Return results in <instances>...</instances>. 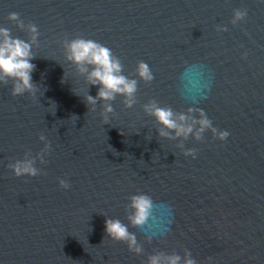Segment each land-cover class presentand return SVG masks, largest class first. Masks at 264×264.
<instances>
[{
    "label": "water",
    "instance_id": "water-1",
    "mask_svg": "<svg viewBox=\"0 0 264 264\" xmlns=\"http://www.w3.org/2000/svg\"><path fill=\"white\" fill-rule=\"evenodd\" d=\"M236 9L248 15L233 25ZM29 23L40 33L36 96L0 83V264H147L185 249L198 264H264V0H0V28L31 42ZM77 37L110 48L138 80L132 108L119 95L87 103L100 86L68 59ZM140 61L150 84L136 75ZM153 99L178 114L203 109L230 135L206 130L198 141L196 124L187 138L166 128L163 137L143 108ZM40 135L51 142L43 158ZM24 158L40 175L15 176L8 165ZM140 193L153 208L134 227L127 205ZM108 218L128 226L142 255L107 236Z\"/></svg>",
    "mask_w": 264,
    "mask_h": 264
},
{
    "label": "clouds",
    "instance_id": "clouds-1",
    "mask_svg": "<svg viewBox=\"0 0 264 264\" xmlns=\"http://www.w3.org/2000/svg\"><path fill=\"white\" fill-rule=\"evenodd\" d=\"M248 12L246 9H236L232 24L247 18ZM9 20L17 24L20 29L25 28L24 21L20 18L19 13H10ZM28 30L31 32V42L20 38H13L10 30L0 28V83L5 85L11 79L13 81V96H22L25 93L32 97L36 96L38 91L37 84L33 81V72L36 70V65L31 61L35 59L32 53V43L37 40L40 35L35 24H27ZM218 31H227V28L218 29ZM68 59L75 63L81 73H88L87 79L92 85H99L97 95L94 97L88 94L85 98L91 106L97 104L99 100L114 101L117 96L124 97V104L127 108H132L136 103V94L138 91V80L130 79L123 74L124 66L121 60L115 56L112 50L101 43L92 39L77 37L70 42H66ZM246 55V54H245ZM89 67L91 71L89 72ZM136 75L145 82L150 84L154 80V75L149 65L144 61H140L136 68ZM144 111L155 118L162 125L160 135L168 137L169 132L164 129L174 130L177 137L184 136L187 138L193 133L194 125L199 124V129L195 132V138L199 141L206 130H211L214 137L220 141H226L230 135L228 131H220L213 127L212 121L208 118L203 109L189 107L187 112L177 111L171 106H160L155 99L143 105ZM114 108L111 103H106L104 107L103 121L109 123V113H113ZM198 112L200 119L192 118L190 114ZM192 119V123L187 121ZM40 141H45L44 149L41 152V158L45 153L50 152L51 142L46 136L40 135ZM196 149H187L184 151L185 156L196 158ZM8 167L14 172L16 177L30 176L35 177L40 175V170L35 167L33 159L24 158L17 160L15 163L9 164ZM60 187L68 189L70 184L64 180H59ZM130 210L127 219L134 227H143L151 215L153 208V199L146 193L132 195L130 203L127 205ZM105 231L107 236L113 241L124 242L128 245L130 252L137 255L143 254V246L138 243L137 237L130 232L128 226L119 219L108 218L105 221ZM151 241V237H148ZM211 262V257L208 258ZM147 264H198L197 260L192 257L190 250L185 249L184 256L172 253L166 254L158 252L148 257Z\"/></svg>",
    "mask_w": 264,
    "mask_h": 264
}]
</instances>
